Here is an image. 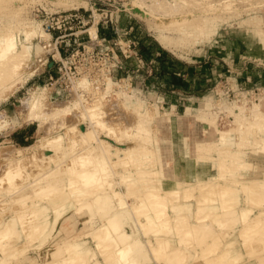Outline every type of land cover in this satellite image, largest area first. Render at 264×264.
Listing matches in <instances>:
<instances>
[{
	"label": "bare ground",
	"instance_id": "6f19581e",
	"mask_svg": "<svg viewBox=\"0 0 264 264\" xmlns=\"http://www.w3.org/2000/svg\"><path fill=\"white\" fill-rule=\"evenodd\" d=\"M8 1L0 0V6L5 10L13 9L16 17L20 6L6 4ZM63 3L68 2L63 0ZM155 3L151 10L160 13H171L187 5L186 0H155ZM126 5L128 7L129 2ZM15 21L10 22L15 26L8 21L0 32L2 93L35 75L37 67L27 70V66L29 61L35 60L36 54L53 51L59 56L57 45L48 39L50 33L42 31L37 22L27 25L28 20ZM174 22L179 40L189 33L199 32L202 27L209 28L205 21L195 23L185 15L175 18ZM24 23L26 25L21 27ZM43 32L48 36L44 37L45 43H41L40 38ZM90 32L96 37V24ZM158 35L160 43L169 47L171 37L164 33ZM259 43L264 44V38ZM84 71L78 74L77 85L88 84ZM76 81L73 80V84ZM77 85L75 88L80 86ZM44 92L32 91L19 109L22 119L37 122L39 139L29 145L0 150L4 157L1 159L4 168L0 172V264H18L17 260L25 257L28 260L31 255L26 252L27 247L31 246L40 254L42 247L49 244L52 248L42 256L43 264H264V225L261 224L264 222V164L248 158L249 154L242 150L250 145L254 153L264 156V96L249 112L244 106H237L234 112L239 130L237 137L229 138L227 131L217 128L216 116L208 112L198 116L206 133L209 128H217L218 142L215 138L202 140L207 136L202 134L192 148L189 147L188 158L198 163H213V170L193 181L189 179L192 162L187 159V178L174 175L173 179H166L157 131L149 128L151 116L145 118L144 113L142 117L143 112H137L134 107L136 113L142 114L141 119L136 114L139 122L134 124L135 128L131 125L124 128L134 130V137L139 135L143 142L137 143V148L132 144L133 150L123 152L122 149L119 154L117 149L106 145L107 141L98 138L96 127L103 130L107 126L106 120L101 118L104 113L100 114L103 111L99 105L103 103L99 101V107L96 103L87 107L81 93L70 105L52 107L46 102ZM80 109L84 112L80 116L89 115L90 122L96 120L91 128L84 130L76 125L85 117L72 123L68 121L69 115ZM170 120L167 117V121ZM12 121L20 124L15 119ZM45 121L49 124L45 125ZM6 122L8 119L4 118L0 125ZM186 138L188 148L189 138ZM146 141H150V146ZM216 143L218 153L213 155L210 150ZM112 154L117 157L113 158ZM121 164L126 166L122 170L118 169ZM174 165L178 175L181 168H177L176 162ZM80 217L83 218L79 223ZM62 221L68 222L64 231L59 228ZM89 239L95 248L88 246ZM144 247L149 252L144 251ZM19 249L21 255L16 256Z\"/></svg>",
	"mask_w": 264,
	"mask_h": 264
},
{
	"label": "rangeland",
	"instance_id": "374dc122",
	"mask_svg": "<svg viewBox=\"0 0 264 264\" xmlns=\"http://www.w3.org/2000/svg\"><path fill=\"white\" fill-rule=\"evenodd\" d=\"M9 1L6 2V4L7 3H9V5L12 4L11 6H14L15 4H19L20 10L16 9L18 14L15 17L13 16L14 15L13 9L7 8L8 10L7 9L5 10V8L2 9L3 7L0 6L1 7L0 32H1V28H3L8 24V21L10 23L11 21H15V20L16 21L20 20V22H24L25 20H28L26 21L27 25L30 24L32 21L37 22V24L41 26L40 28H42L41 29L42 31L44 30V32H49L47 30V25L44 20L47 17L46 14L47 12L64 10L75 7L76 5L83 6L87 4V0H67L68 3L67 4L63 3L64 5L62 4L63 0H32V1L28 0L29 2L27 0H21V1L9 0ZM93 1L94 0H92V2ZM127 1L129 2L128 7L132 9L131 12H133L134 14L128 13L127 11L129 9L128 7L117 10L118 9L117 7L121 5L122 0H116V3H114V5L109 6L110 7L109 9L110 11H113V14L111 16L110 15L108 16L112 18L114 21L120 22V23L117 22V24L119 25V28L121 30L124 29L126 25H129L131 27L133 26V30L126 37L136 40V48L139 51L140 56L144 60L143 63H138L135 60V58L132 57L128 58V62L126 64L127 68L125 70L116 71L110 69L112 70L110 74L111 76L110 75L108 76L106 72H103L101 76L96 78L97 81L89 77L90 75L88 74L87 71H84L88 75L87 81L89 85L87 83H84V85L86 84L85 85L86 87L81 86V84H79L80 86L77 85L79 82L78 80L76 81V78L79 77L80 75L77 74L76 77L70 78V84H69L70 86H68L69 91L66 94V96L63 95V96H58V98H56V92L61 88V85L58 82L55 83V85H53L52 81L49 80V76L50 74H52L53 76L59 74L58 68L60 63L58 61L55 62L54 63L55 66L51 71L48 68L49 66L48 65L46 66L47 63L50 64V62L53 61V56L54 55L56 56V54H54L55 52L53 51L46 52L45 54H43L44 56L41 54H36L35 60L29 61L30 63H28L27 66L28 67L27 70L29 68L31 70L37 67V69H35L36 71H34L35 75H30L27 77V80L25 79L24 81L18 82V84L15 85V87L10 89V91L7 89L5 90V93H2L4 91L0 92V94H2L0 95V121H2L4 118L8 119V122L4 123L3 126L0 125V150L1 149L6 150V148L8 149L15 148L16 146H21V145H29L39 139L38 135L36 134L37 122L32 119H27V120L25 118L22 119V116L19 114V111L21 110V106H22V101L28 99L32 91H39V90H44L46 92V93L44 92L47 98L46 102L52 107L59 105L61 106L70 105L75 100H77L76 98L78 97V94L81 93H82L81 95L83 96L82 98H84L85 101H87V103H85L83 100V103L87 107L88 105L92 106L95 103H96L95 106L96 105L98 106L100 102L103 103L105 106L102 104L99 105L101 106L100 111H103L100 112V114L104 113L106 115L105 116L103 114V117L101 118H103L102 120H106L105 123L107 126L104 127L103 130H101V128L99 129L98 127H96L97 134L99 133L98 138L102 139L103 141L104 140L107 141L108 144L106 142V145L110 147L112 150L116 151L117 149L118 153L120 152L119 154H122L121 152L122 149L123 152L129 150L132 144L137 148L136 146L137 143L140 144L141 142H143V140L139 135H135L134 137V134H132V132L135 133L134 130L127 129V131H125V128H127L130 125H131L130 127L134 129L135 128L134 126H136L134 124H138L139 122L138 117L140 118L142 114L139 115V113H136L135 110L140 109L141 111L137 110V112L140 113L143 112L142 117H144V113L146 114L145 118L150 119L152 117L150 119L151 126H149V128L151 127L150 129L157 131V135L159 139V150L163 155L162 163L163 166L166 168L165 174L167 180H171L174 177H179V178L186 177V172L189 170L186 159L191 160L190 158H188V156L191 154L190 150L194 142L201 138V137L200 138L196 137L193 139V136L191 135L192 136L191 139L190 138L188 139L189 143L187 148V146H185L186 145L185 141L187 138L185 137L182 139L181 129L177 125L178 123L177 121L180 120L179 118L182 119L191 118L194 121L196 120L195 121L196 123L197 122L202 123L199 121L198 116L201 115V113L203 112H208L210 113V115L217 117L216 118L217 128L219 127V129L227 131L229 133L227 134L229 138L231 136L232 137L238 136L237 132L239 130H238V125L236 124L235 121L236 117L234 115V112L238 110L237 106H244L246 108V112H249V109H251L250 107L253 106L256 102H258L261 96H264V80H263L264 74L263 76H261L262 78L260 77L258 81H254V80L245 81V78L239 79L238 81L230 80V79L226 81L225 78L219 79L212 86V88L198 95L200 97L199 100L198 99L196 100L193 97L192 100L188 101L187 98L184 97L182 100L180 99L181 100L180 105L175 107V105L172 103L174 101V98L178 97V95H174L171 92L170 86L166 84V79H167L166 75L167 72H170L168 70L169 63H167V61L171 60V58H174L180 64L183 62V60H190L192 65L196 63L198 64V60L203 55L208 56L210 52L216 51L217 53L218 50L217 54L219 56H222L226 60V67L230 70L232 68L233 70H238V71L246 70V66L248 65L247 63L248 56H251L250 57L251 60L254 59L256 61L255 64L258 66V68L264 70V44L259 43L264 38V20L261 15L264 13V0H186L187 5L171 13L169 12L160 13L155 9L151 10L152 9L151 7L154 8L156 6L155 0H127ZM152 3H154V5H152ZM181 15H185V18L191 17L192 22L195 21V23H203V21H205L206 25H208L209 27L208 30H206L205 27L202 28L199 27L200 28L199 32H194L192 34L189 33L187 37H184L182 40H179L178 38L179 30L177 29L176 23L174 21L175 18H179ZM26 23H24L23 25L20 24L21 27L26 25ZM10 25L15 26L12 23H10ZM106 30L107 32L110 33L111 36L114 35L113 28H109V30L104 29L103 33L106 32ZM44 32L40 36L41 43L42 42L45 43L46 41L44 40V37L46 38L47 35ZM52 33L54 35L53 38L51 39V34H49L48 39L51 40L52 43L57 45L56 44L57 31H53ZM161 33L162 34L164 33L165 36L169 35L168 37H171L168 38L170 40L169 47L163 46L162 43H160V41L158 40V36H159L158 34ZM22 37H23V33H22ZM127 38H125L122 32L120 36L117 35L116 40L122 41V46H124V41H126ZM221 39L223 40L218 41V47L212 46L213 44H216L215 40H221ZM225 39H227V41H224ZM156 40L164 48H166L167 53H165L164 55V61H166V63L163 66L162 65L159 66L155 62H153L152 60L153 56L151 50H149L148 48L145 49L142 48V44L146 42H148V44H150V42L156 43L157 42ZM230 40L233 41V48L230 47L231 46ZM247 42L252 46H247L246 45ZM130 49L133 48L132 47L129 48L128 52L131 53L134 52L131 51ZM230 50L232 51L233 55L230 52ZM167 54H169V57H167ZM230 55L232 56L230 57ZM41 60L43 61L45 60L44 63ZM31 62H33V64ZM115 62L116 60H111L110 64L112 65ZM40 64L41 67L39 66ZM45 66L47 69H45ZM152 68H158V69L153 70ZM73 80L76 81L75 84H73ZM76 85L79 87L75 88ZM89 86L92 89H95V91L98 93H96L93 90V92L96 93L93 94L92 89ZM86 88H88L87 89L88 91L86 90ZM103 89L106 90V94L104 93L105 91ZM78 91L80 93H78ZM86 96H88L89 98ZM90 96L92 97L94 96V97L92 98ZM99 96H103V97H99ZM95 97L96 99H94ZM133 97L134 100L136 99L137 102L131 100L133 99ZM138 98L140 102L139 100H137ZM141 101L142 102L144 101L143 104L146 105L145 107H143ZM131 102L132 103L134 102L133 105L131 104ZM139 106H141V108H143L144 111H142V109ZM134 107L136 109H134ZM184 108H185V115L183 114ZM263 108H264V104H263ZM79 111H81V109ZM79 111H76L78 113H74L71 116L69 115L68 121L70 122L71 120L70 123H72V121L75 122V120L76 121H78L79 119L82 120L83 117H85L87 119L84 118L81 122L79 120L78 122H76L77 123L76 125L84 130L91 128L93 123H96V120L90 122L89 120H91V117L89 115H81L82 116L81 118L80 113L84 114V112L83 110L81 112ZM136 114L137 116L138 115L139 116L137 117ZM4 115L6 117H4ZM148 115L151 117H149ZM167 117H169L171 120L167 121ZM12 119L17 120L18 122H20V124L16 122L14 123ZM45 123H46L45 125L49 124V122L46 121ZM110 127L111 130L114 131L113 135L111 133L112 131L109 130ZM217 128L216 127L214 129L210 128L209 135L204 137L202 140H204L205 138L214 140L215 138L216 141L218 139L217 133L215 131ZM21 130H30V133L26 134L27 136L26 139L23 138L22 140H20V139H16V137L14 136V134L20 132ZM108 130L110 132H108ZM106 131L108 132V134ZM104 134H107L109 136L108 137L107 135L104 136ZM118 135H119V139H117ZM146 143L147 145L150 146V141H146ZM93 144L95 145V142H93ZM215 145L216 146H213L214 148L210 150L213 155L218 153V149H217L218 144L216 143ZM190 146L191 148H189ZM249 146L250 145L246 147L245 145L244 147H242L243 148L242 150L245 151L246 154H249L247 155V157L250 156L252 160L254 159L259 164H264V156L261 153H256V152L254 153V151L252 150V146H250V148ZM186 148L188 150V154H186L185 151ZM176 154L178 159L175 157ZM115 155L116 154H112V157L114 156L116 158L117 155L116 156ZM3 158L4 157L1 154L0 172H2L4 168V164L1 163L3 162L1 160ZM214 159L217 160V157L215 156ZM175 162L178 164L177 168H181L180 171L178 172L179 173L178 175L175 174L176 172V170L174 169ZM190 162H192L190 167H193V169L192 168H191L192 170L190 169L191 174L189 176V179L193 181L200 179L201 177L204 176L205 173L209 172L210 170H213L212 162L207 164L194 162L193 160H191ZM126 164L127 163H125V165ZM121 165H119L120 167L118 166V169L122 170L124 169V167H126L125 165L123 166ZM6 196L8 197V195ZM195 206H193L195 207L194 209L197 208V205ZM190 212L192 211H189V213ZM82 218L83 217H80L78 219L79 223L80 220H82ZM261 224L264 225V222H261ZM232 225L234 226L235 224L232 223ZM59 228H61L64 231L65 229L68 228V222L62 221L59 225ZM142 241L147 243L145 239H142ZM49 245H44L41 249L40 254L39 253L37 254L35 250H32L31 246L29 248L27 247L28 249L26 248V252L29 255H31V258L28 260H26L27 257L19 258L17 260L18 264H30L31 262H36V264H43L42 256H44L49 251V249L52 248L51 246L48 247ZM88 246L90 248H95V245H93V242L90 239ZM144 251L149 252L147 247H144ZM21 252L22 251L19 249V252L17 253L16 256H18L19 254L21 255ZM148 256L150 257L149 261H151L152 260L151 255L148 254Z\"/></svg>",
	"mask_w": 264,
	"mask_h": 264
},
{
	"label": "built area",
	"instance_id": "2783aa9c",
	"mask_svg": "<svg viewBox=\"0 0 264 264\" xmlns=\"http://www.w3.org/2000/svg\"><path fill=\"white\" fill-rule=\"evenodd\" d=\"M127 2V0H122L117 10L127 7ZM114 3L116 0H94L93 2L87 0V4L83 6L46 13L47 17L44 20L47 30L51 34V39L54 36L52 32L57 31L56 51L59 56L54 55L53 61L46 64V66H52L57 61L60 63L59 74L56 76L50 74L49 76L53 85L57 82L61 85V88L56 92L57 97L66 96L69 91L70 77L79 74L81 70H86L92 79H96L103 72L110 75L112 70H125L128 58L132 57L138 63H143L136 48V40L126 37L133 30V26L126 25L121 30L117 24L118 21L116 22L108 16L113 14L109 6L114 5ZM127 11L134 14L131 12V8ZM94 24L97 28L96 37H93L90 32V28ZM109 28L114 29L113 36L103 33L104 29L109 30ZM122 32L127 38L124 41L125 49L122 46V41L116 40L117 35L120 36ZM131 47L133 49L130 50L134 51L133 54L128 52ZM111 60H116V62L111 65ZM46 66L45 69H47Z\"/></svg>",
	"mask_w": 264,
	"mask_h": 264
},
{
	"label": "crops",
	"instance_id": "0c3cea01",
	"mask_svg": "<svg viewBox=\"0 0 264 264\" xmlns=\"http://www.w3.org/2000/svg\"><path fill=\"white\" fill-rule=\"evenodd\" d=\"M264 20V13L261 14ZM106 34H110L109 32H104ZM221 40H215L216 44H213L212 46L218 47V41ZM157 41V40H156ZM224 41H227L225 39ZM231 41V48H233V41ZM227 43V42H224ZM157 41L155 42H148L142 44V48H148L151 50L152 53V60L157 65H165L166 61H164V55L166 52V48H164L162 45ZM247 46H252L248 42L246 44ZM237 47V46H234ZM143 49V50H144ZM142 50V51H143ZM168 50V49H167ZM232 53V51L230 50ZM218 53V50H217ZM214 52H210V54L203 55L199 60L198 64H191L190 60H183V62L180 64L176 61V59L171 58V60H168V70L170 72H167L166 75V84L170 86L171 92L174 95H178V97L174 98V101L172 104L175 105V107L180 105L181 100L185 97L187 100L194 99H200L198 96L199 94H202L204 91L212 88V86L219 80V79H226V81L230 80H239L244 79L245 81H258L261 76L264 74V70L258 68V66L255 64L256 61L254 59L251 60V56H248L246 66V70L238 71L233 70V68L230 70L226 67V60L219 56ZM233 55V53H232ZM230 55V57L232 56ZM167 57H169V54H167ZM142 61L143 58H142ZM193 62V61H192ZM53 66H49L50 71L53 69ZM153 70L158 68H152ZM237 69V68H235ZM231 72V73H230ZM262 78V77H261ZM264 80V78H263ZM203 97V96H202ZM181 99V100H180ZM187 105V104H186ZM185 105V106H186ZM185 115V108L184 113ZM183 115V116H184ZM182 117V116H181ZM177 125L181 129V135L182 139L185 137H188L191 139L193 136L194 138H200L202 134L209 135L210 128L208 129V132L206 133L204 131V125L202 123H196L193 119L187 118L182 119L179 118ZM30 130H21L20 132L14 134L16 139L22 140L23 138H27L26 134H29ZM192 135V136H191ZM188 161V160H187Z\"/></svg>",
	"mask_w": 264,
	"mask_h": 264
}]
</instances>
